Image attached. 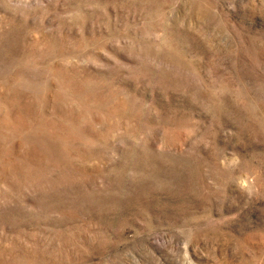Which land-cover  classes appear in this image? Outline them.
I'll use <instances>...</instances> for the list:
<instances>
[{
  "label": "rangeland",
  "instance_id": "obj_1",
  "mask_svg": "<svg viewBox=\"0 0 264 264\" xmlns=\"http://www.w3.org/2000/svg\"><path fill=\"white\" fill-rule=\"evenodd\" d=\"M0 264H264V0H0Z\"/></svg>",
  "mask_w": 264,
  "mask_h": 264
}]
</instances>
